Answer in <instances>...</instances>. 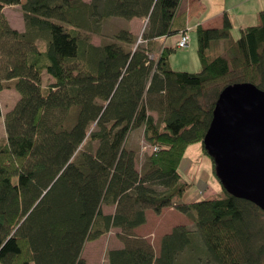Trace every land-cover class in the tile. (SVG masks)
<instances>
[{
  "label": "trees",
  "instance_id": "trees-1",
  "mask_svg": "<svg viewBox=\"0 0 264 264\" xmlns=\"http://www.w3.org/2000/svg\"><path fill=\"white\" fill-rule=\"evenodd\" d=\"M182 1L0 0V93L17 94L3 116L0 106V264H87L84 244L112 230L123 247L108 250L106 264H264L257 206L221 185L212 200L174 201L188 189L179 173L188 146L200 143L208 157L202 140L218 94L240 82L264 90V10L237 39L227 16L220 28L197 25L201 70L189 73L169 68L175 48L162 46L152 58L146 49L151 39L185 31ZM19 4L20 30L2 12ZM117 17L146 21L140 42L123 30L89 41ZM60 25L72 56L59 49ZM217 39L228 48L209 60ZM115 41L133 44L130 52ZM135 128L143 129L139 166V151L126 146ZM169 206L193 228L173 227L157 256L134 229L146 210Z\"/></svg>",
  "mask_w": 264,
  "mask_h": 264
},
{
  "label": "water",
  "instance_id": "water-1",
  "mask_svg": "<svg viewBox=\"0 0 264 264\" xmlns=\"http://www.w3.org/2000/svg\"><path fill=\"white\" fill-rule=\"evenodd\" d=\"M202 140L221 186L264 212V90L233 83L218 94Z\"/></svg>",
  "mask_w": 264,
  "mask_h": 264
},
{
  "label": "rangeland",
  "instance_id": "rangeland-1",
  "mask_svg": "<svg viewBox=\"0 0 264 264\" xmlns=\"http://www.w3.org/2000/svg\"><path fill=\"white\" fill-rule=\"evenodd\" d=\"M26 0H20V4L24 3ZM188 0H183L181 4H185ZM208 3L211 5L210 10H213L214 8L220 7L221 2L219 0H209ZM20 4L13 6L8 5L2 9V12H4V15L6 16L8 23L11 24L12 27L20 30L23 28V22H22V11L20 10ZM260 12V11H259ZM258 22V21H257ZM233 26L231 27V34L234 32V28L238 29V25L234 23V20L232 19ZM146 24V21L143 19H137L133 17L128 18H111L108 19L106 22L102 25V34L101 35H89V41H91L94 45H98L102 42V37H111L113 34H117L119 31H128L131 33L133 38H137V41L140 42V35L144 29V26ZM255 25L256 23L253 22ZM233 29V30H232ZM66 26L60 25L58 27L57 32V41L60 51L65 54L74 55L73 52V43L70 41V38L67 34L68 31H66ZM239 31L237 32V35H232L234 39H237L239 37ZM191 36L190 42L188 43L187 48L181 49L178 47H175V41L176 37L170 36L165 44L163 46L169 47V48H175V50L169 55L168 59V66L172 70H177L181 72H189V73H196L201 70V61L197 54V36H195V32L192 31L189 33ZM116 45L125 51L130 52L131 43L129 46L122 42L115 41ZM228 48L227 42L222 39H217L216 41H211L209 44V47L206 50V57L209 60H212L217 57L219 54H224ZM153 57V56H152ZM150 57V58H152ZM78 64V63H77ZM76 65V64H75ZM78 69V67H76ZM74 67V69L76 70ZM17 100V94L13 89H5L2 90L0 93V106L2 110V116L3 114L8 111L14 104V102ZM153 116H157L156 113L153 114ZM3 120L0 118V142L4 140L5 137V131H4V125ZM141 130L139 128L133 129L129 133V137L127 140V147L135 149L137 153V166L143 161V156L145 153H141L139 148H141V144L143 140V136L141 135ZM195 147L192 148L194 157L193 160H186L183 158L182 162L179 164V171L181 173V176L183 177V180H185L188 184V189L186 190L185 194L183 195V198L185 202H191L192 200H203L207 198L208 196H203L202 191H204L203 185H199L201 182H206L205 184L209 183L211 189H215L218 193L217 195H212V198H215L222 194L221 186L219 183V180L216 176L213 175L212 172V166L210 165V157H205V161L202 159H198V155L194 153L198 148H202V145L199 144H191ZM149 147V146H148ZM150 148V147H149ZM148 148V149H149ZM149 151V150H147ZM203 153V151H202ZM191 154V151L188 150L187 155L189 156ZM205 155V154H203ZM206 156V155H205ZM208 166V168H207ZM211 167V169H210ZM205 197V198H204ZM207 199V200H212ZM175 198V202H176ZM110 211V208H104V212ZM176 227V226H175ZM193 228V223L190 226ZM255 231L257 230L256 227H254Z\"/></svg>",
  "mask_w": 264,
  "mask_h": 264
},
{
  "label": "crops",
  "instance_id": "crops-1",
  "mask_svg": "<svg viewBox=\"0 0 264 264\" xmlns=\"http://www.w3.org/2000/svg\"><path fill=\"white\" fill-rule=\"evenodd\" d=\"M208 1L209 0H188L187 2H185L186 5L182 4L181 6V9H183L182 11H185L186 15L184 25L185 30L188 32L189 42L191 39L189 33L194 31V28L197 25H201L203 29L220 28L222 26L221 23L224 16L228 17L230 23H232L233 19L236 26L238 25V29L234 28L233 34H231V30L229 32L231 34V37L232 35L236 36L238 30L248 27L249 25H254L253 22L258 24V13L259 11L264 10V0H219L222 5H220V7L218 8H214L213 10H210L211 5L208 3ZM172 36L176 37V44L179 36L178 34H174ZM168 38L169 37H162L159 39H151V41H147L146 49L148 50L149 57L158 54L163 44L167 42ZM140 130L141 136L143 129L140 128ZM193 147L195 146H188L183 154L184 159L189 161L193 160ZM188 150L191 151V154H189V156L187 155ZM194 153L198 155V159H202L205 161V157L207 158V156L203 155L201 147H197V150ZM180 177H182L181 173ZM183 181L186 182L185 180ZM205 183L206 182H201L199 184L203 185L204 187V191H202L201 193L203 196H208L207 198L204 197L205 199H211V196L217 195L218 192L215 189H211L209 183ZM185 192L183 193V195L185 194ZM183 195L180 197V199H177L176 202H180V200L184 201V199H182ZM106 212L112 213L113 209L110 208V211ZM192 223L193 222L189 218H187V216L175 210L173 206L162 208L159 214H156L154 211L148 209L146 210L145 223L135 228L134 234L145 239V241L152 246L154 254L158 256L161 247V239L164 235L170 234L171 229L175 226L183 225L187 228H191L190 226L192 225ZM116 232L117 230L109 231L95 241L86 242L84 244V249L82 251L81 257L86 260L87 264H106L107 251L117 250L123 247L121 241L117 237Z\"/></svg>",
  "mask_w": 264,
  "mask_h": 264
},
{
  "label": "built area",
  "instance_id": "built-area-1",
  "mask_svg": "<svg viewBox=\"0 0 264 264\" xmlns=\"http://www.w3.org/2000/svg\"><path fill=\"white\" fill-rule=\"evenodd\" d=\"M179 36L180 37L178 41L176 42L175 47H178L181 49L187 48L188 42H189V36L187 35L186 32L180 33ZM143 149H145V147H143ZM154 150H156V148H154Z\"/></svg>",
  "mask_w": 264,
  "mask_h": 264
},
{
  "label": "bare ground",
  "instance_id": "bare-ground-1",
  "mask_svg": "<svg viewBox=\"0 0 264 264\" xmlns=\"http://www.w3.org/2000/svg\"><path fill=\"white\" fill-rule=\"evenodd\" d=\"M183 32H186V33H187V35H188V32H187L186 30H185V31H183ZM183 32H180V33H183ZM180 33H179V34H180ZM179 34H178V36H179ZM179 37H180V36H179ZM188 43H189V42H188Z\"/></svg>",
  "mask_w": 264,
  "mask_h": 264
}]
</instances>
